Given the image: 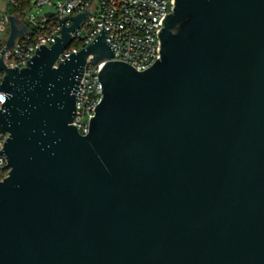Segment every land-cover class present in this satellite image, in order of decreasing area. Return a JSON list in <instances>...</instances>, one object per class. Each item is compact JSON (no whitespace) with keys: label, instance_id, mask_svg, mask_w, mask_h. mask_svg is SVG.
Wrapping results in <instances>:
<instances>
[{"label":"water","instance_id":"1","mask_svg":"<svg viewBox=\"0 0 264 264\" xmlns=\"http://www.w3.org/2000/svg\"><path fill=\"white\" fill-rule=\"evenodd\" d=\"M88 14L56 17L22 69L2 60L28 32L9 17L0 264H264V0H175L142 72L104 25L57 64ZM88 60L102 97L82 136Z\"/></svg>","mask_w":264,"mask_h":264},{"label":"built area","instance_id":"2","mask_svg":"<svg viewBox=\"0 0 264 264\" xmlns=\"http://www.w3.org/2000/svg\"><path fill=\"white\" fill-rule=\"evenodd\" d=\"M8 8L4 13L0 11V38L1 51L6 47L11 34L10 16L17 18L28 29L27 33L18 35L12 47L7 48L2 60L6 68L19 69L27 67V61L33 58L35 50L44 44L50 47L55 43L54 37L60 35L61 24L58 19L76 16L89 11L87 18L71 33L73 41L78 42L80 48L69 49V46L59 57L57 64L64 61L72 53H77L87 47L99 35L103 25L107 31L106 41L111 44L114 52V61L131 65L136 71L142 72L150 68L160 58V37L158 31L163 28L161 21L165 15L172 13L175 0H60L52 4L55 8L53 16L45 13L40 18H32L34 10H41L51 5L50 0H6ZM14 9L19 14L11 12ZM58 19H57V18ZM72 22L68 20L67 26ZM90 59V58H89ZM56 64V65H57ZM104 62L88 63L83 79L76 94V111L74 122L80 135L86 136L89 132L90 119L95 116L94 108L102 97V85L98 72ZM5 71H0V85ZM6 97L0 91V110ZM8 138V133L0 131V151ZM7 158L0 155V182L8 176Z\"/></svg>","mask_w":264,"mask_h":264},{"label":"rangeland","instance_id":"3","mask_svg":"<svg viewBox=\"0 0 264 264\" xmlns=\"http://www.w3.org/2000/svg\"><path fill=\"white\" fill-rule=\"evenodd\" d=\"M50 1H51V5L45 6L41 10H37V11L34 10L33 12H31L30 15L32 16V18H40L45 13H52L53 11H55V8L53 7L52 4H57L60 0H50ZM7 8H8V2L6 0H0V11L4 13ZM4 36L5 33H0V38Z\"/></svg>","mask_w":264,"mask_h":264},{"label":"trees","instance_id":"4","mask_svg":"<svg viewBox=\"0 0 264 264\" xmlns=\"http://www.w3.org/2000/svg\"><path fill=\"white\" fill-rule=\"evenodd\" d=\"M12 13L18 15L19 13L17 11H15L14 9L11 10ZM72 48H80V45L78 42L74 41L73 44L69 47V49H72Z\"/></svg>","mask_w":264,"mask_h":264}]
</instances>
